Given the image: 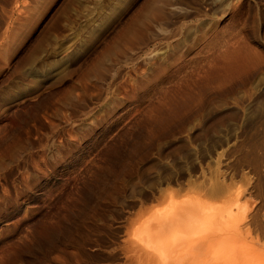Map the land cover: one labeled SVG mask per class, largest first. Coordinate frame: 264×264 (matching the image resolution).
I'll return each instance as SVG.
<instances>
[{"label": "rangeland", "instance_id": "obj_1", "mask_svg": "<svg viewBox=\"0 0 264 264\" xmlns=\"http://www.w3.org/2000/svg\"><path fill=\"white\" fill-rule=\"evenodd\" d=\"M0 264H264V0H0Z\"/></svg>", "mask_w": 264, "mask_h": 264}]
</instances>
